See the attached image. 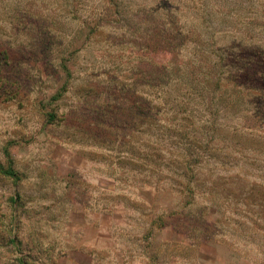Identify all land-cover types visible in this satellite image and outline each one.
<instances>
[{
  "label": "rangeland",
  "instance_id": "rangeland-1",
  "mask_svg": "<svg viewBox=\"0 0 264 264\" xmlns=\"http://www.w3.org/2000/svg\"><path fill=\"white\" fill-rule=\"evenodd\" d=\"M174 1L0 0V164L17 175L0 172V264H264V126L254 147L233 151L237 165H197L203 151L186 145L187 166L171 174L136 164V117L111 122L94 108L117 104L112 80L128 85L123 69L154 26L173 35ZM232 21L209 34L222 57L245 35ZM235 92L220 82L211 118L264 123L257 91Z\"/></svg>",
  "mask_w": 264,
  "mask_h": 264
},
{
  "label": "trees",
  "instance_id": "trees-1",
  "mask_svg": "<svg viewBox=\"0 0 264 264\" xmlns=\"http://www.w3.org/2000/svg\"><path fill=\"white\" fill-rule=\"evenodd\" d=\"M173 4L175 22L167 13L170 9L164 13L166 22L174 28L173 35H168L162 27L157 28L160 25L154 26V35L138 45V61L123 69L128 85L117 77L112 80L115 83L108 96L114 95L117 104L103 99L94 108L102 115L106 114L111 122L121 115L126 120L129 116L136 117L134 129L140 134L136 137L138 142L134 145L133 155L136 164L143 169L155 168L160 172L161 164H167L171 174H181L179 166L183 163L187 166V163L178 151H188L186 145L203 151L200 156L196 153L193 161L197 165L216 162L237 165L238 159L231 157L233 151H246L252 145L254 147V140H262L261 134L253 136L252 132L261 133L259 128L264 123L256 124L253 116L239 115L230 126L218 125L211 118L214 97L211 94L221 81L231 84L237 99H242L247 90L257 91L256 103L253 101L255 110L264 112V33L250 34L253 26L255 29V25L264 24V0H175ZM154 9L157 6H153ZM226 18L233 19L231 25L243 26L246 30L245 35H232L231 42L238 39L233 46L235 52L229 50L222 57V48L216 44L219 35L209 34L216 22L222 26ZM50 28L52 31L53 25ZM259 30L260 27L255 29ZM252 44L253 48L247 47ZM227 63L234 71L223 74L221 68ZM60 65L67 68L65 63ZM61 90H66L65 84ZM259 115L261 117L256 119L264 122V113ZM103 122L111 128L110 122ZM209 126L213 135L207 139L205 129ZM223 149L227 150L223 152ZM220 151L222 155H219ZM122 160L130 161L124 157ZM0 172L17 178L11 167L3 168L0 164ZM172 181L177 182L174 178ZM184 186L191 184L186 182ZM19 264L28 263L20 261Z\"/></svg>",
  "mask_w": 264,
  "mask_h": 264
}]
</instances>
